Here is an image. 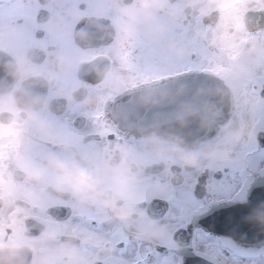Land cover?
<instances>
[{
    "label": "flooded vegetation",
    "instance_id": "af4514ba",
    "mask_svg": "<svg viewBox=\"0 0 264 264\" xmlns=\"http://www.w3.org/2000/svg\"><path fill=\"white\" fill-rule=\"evenodd\" d=\"M189 73L230 93L212 137L182 144L117 125L121 92ZM260 177L264 0H0L2 262L181 264L187 249L221 264L228 247L264 264V245L174 233L243 201Z\"/></svg>",
    "mask_w": 264,
    "mask_h": 264
},
{
    "label": "water",
    "instance_id": "95a60500",
    "mask_svg": "<svg viewBox=\"0 0 264 264\" xmlns=\"http://www.w3.org/2000/svg\"><path fill=\"white\" fill-rule=\"evenodd\" d=\"M228 103L219 79L195 73L177 77L159 88L122 93L113 103L111 114L118 125L135 133L148 135L161 130L172 139L194 142L211 135L223 122ZM200 224L206 225L205 229L213 234L230 236L242 244L262 243L264 180L251 185L244 203L212 207L204 215L195 217L187 225V231ZM0 264L6 263L0 260ZM183 264L196 263L186 254Z\"/></svg>",
    "mask_w": 264,
    "mask_h": 264
},
{
    "label": "bare ground",
    "instance_id": "6f19581e",
    "mask_svg": "<svg viewBox=\"0 0 264 264\" xmlns=\"http://www.w3.org/2000/svg\"><path fill=\"white\" fill-rule=\"evenodd\" d=\"M204 246H208L207 244H205V245H200L199 247H204ZM222 254H224V256H220L219 257V260L221 261V263L222 264H230L231 262H234V257H233V255L231 254V252L230 251H228V250H226V249H224L223 250V252H222ZM239 264H241V261L239 262Z\"/></svg>",
    "mask_w": 264,
    "mask_h": 264
},
{
    "label": "snow or ice",
    "instance_id": "6c2138e0",
    "mask_svg": "<svg viewBox=\"0 0 264 264\" xmlns=\"http://www.w3.org/2000/svg\"><path fill=\"white\" fill-rule=\"evenodd\" d=\"M228 56H229V59H235V54L232 52H229ZM205 70L206 71H213V72H216L217 74H220V71H221L220 69H205ZM77 179H78V182L81 184H86V182H87L86 176L83 172H81L79 174V177Z\"/></svg>",
    "mask_w": 264,
    "mask_h": 264
},
{
    "label": "rangeland",
    "instance_id": "374dc122",
    "mask_svg": "<svg viewBox=\"0 0 264 264\" xmlns=\"http://www.w3.org/2000/svg\"><path fill=\"white\" fill-rule=\"evenodd\" d=\"M262 249V248H261ZM262 251H264V250H262ZM222 257V256H224V254H219V257ZM258 260H260L261 262H263L262 260V258L260 257V259H258ZM230 264H239V262H231ZM241 264H245V260H243V261H241Z\"/></svg>",
    "mask_w": 264,
    "mask_h": 264
},
{
    "label": "clouds",
    "instance_id": "9594fccd",
    "mask_svg": "<svg viewBox=\"0 0 264 264\" xmlns=\"http://www.w3.org/2000/svg\"><path fill=\"white\" fill-rule=\"evenodd\" d=\"M86 179H88V177H86Z\"/></svg>",
    "mask_w": 264,
    "mask_h": 264
}]
</instances>
